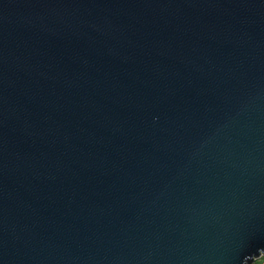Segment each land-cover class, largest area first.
<instances>
[{
    "label": "water",
    "instance_id": "1",
    "mask_svg": "<svg viewBox=\"0 0 264 264\" xmlns=\"http://www.w3.org/2000/svg\"><path fill=\"white\" fill-rule=\"evenodd\" d=\"M264 256V0H0V264Z\"/></svg>",
    "mask_w": 264,
    "mask_h": 264
},
{
    "label": "built area",
    "instance_id": "2",
    "mask_svg": "<svg viewBox=\"0 0 264 264\" xmlns=\"http://www.w3.org/2000/svg\"><path fill=\"white\" fill-rule=\"evenodd\" d=\"M253 264H264V259H262V258L261 259H258Z\"/></svg>",
    "mask_w": 264,
    "mask_h": 264
},
{
    "label": "trees",
    "instance_id": "3",
    "mask_svg": "<svg viewBox=\"0 0 264 264\" xmlns=\"http://www.w3.org/2000/svg\"><path fill=\"white\" fill-rule=\"evenodd\" d=\"M262 259H264V256L262 257Z\"/></svg>",
    "mask_w": 264,
    "mask_h": 264
}]
</instances>
